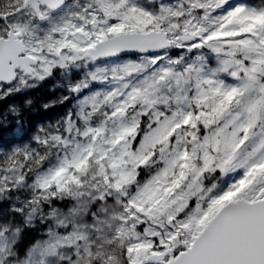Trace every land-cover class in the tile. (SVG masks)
Instances as JSON below:
<instances>
[{"label":"snow or ice","instance_id":"1","mask_svg":"<svg viewBox=\"0 0 264 264\" xmlns=\"http://www.w3.org/2000/svg\"><path fill=\"white\" fill-rule=\"evenodd\" d=\"M0 101V264H264V0H0Z\"/></svg>","mask_w":264,"mask_h":264},{"label":"trees","instance_id":"2","mask_svg":"<svg viewBox=\"0 0 264 264\" xmlns=\"http://www.w3.org/2000/svg\"><path fill=\"white\" fill-rule=\"evenodd\" d=\"M52 85L51 84H47L44 87H42L41 89H39L36 93H34V96L39 99L42 97H48V96H52V95H58V92H51ZM11 101L8 102H4V101H0V111H3L6 108V104L10 103ZM61 111H63L62 108H60L59 106H57L56 108H53L52 110L48 111V112H35L31 115V121L33 123H38V122H42V121H47L49 119L55 118ZM7 139V135H3L0 136V142L6 141Z\"/></svg>","mask_w":264,"mask_h":264}]
</instances>
